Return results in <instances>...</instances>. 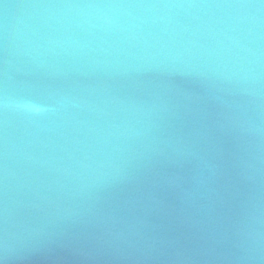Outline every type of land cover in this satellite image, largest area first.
I'll use <instances>...</instances> for the list:
<instances>
[{"label":"water","instance_id":"water-1","mask_svg":"<svg viewBox=\"0 0 264 264\" xmlns=\"http://www.w3.org/2000/svg\"><path fill=\"white\" fill-rule=\"evenodd\" d=\"M0 264H264V0H0Z\"/></svg>","mask_w":264,"mask_h":264}]
</instances>
